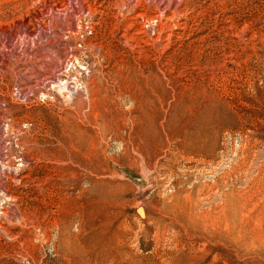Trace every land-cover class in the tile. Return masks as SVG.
I'll return each instance as SVG.
<instances>
[{"label": "rangeland", "instance_id": "1", "mask_svg": "<svg viewBox=\"0 0 264 264\" xmlns=\"http://www.w3.org/2000/svg\"><path fill=\"white\" fill-rule=\"evenodd\" d=\"M0 264H264V0H0Z\"/></svg>", "mask_w": 264, "mask_h": 264}]
</instances>
